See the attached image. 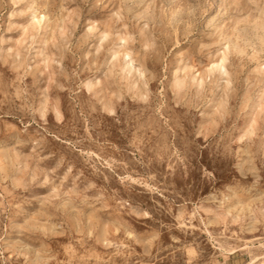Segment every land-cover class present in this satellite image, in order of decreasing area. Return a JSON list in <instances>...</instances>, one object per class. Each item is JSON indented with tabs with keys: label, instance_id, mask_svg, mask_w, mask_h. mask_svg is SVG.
<instances>
[{
	"label": "rangeland",
	"instance_id": "1",
	"mask_svg": "<svg viewBox=\"0 0 264 264\" xmlns=\"http://www.w3.org/2000/svg\"><path fill=\"white\" fill-rule=\"evenodd\" d=\"M263 249L264 0H0V264Z\"/></svg>",
	"mask_w": 264,
	"mask_h": 264
},
{
	"label": "snow or ice",
	"instance_id": "2",
	"mask_svg": "<svg viewBox=\"0 0 264 264\" xmlns=\"http://www.w3.org/2000/svg\"><path fill=\"white\" fill-rule=\"evenodd\" d=\"M36 22L38 23L39 21H36ZM86 87H88L89 91H91L93 85L89 84V85H86ZM45 111H46V105L44 103H42L41 104V109H40L41 117H43ZM59 118H60V114H59V112H57V119H59ZM249 134L250 135H255V125H253V127L251 129H249ZM142 214L145 215V216L148 215L147 212H142ZM180 219H183V217H180ZM181 226H183V225H181ZM189 255L193 256V255H195V252L192 251V250H189Z\"/></svg>",
	"mask_w": 264,
	"mask_h": 264
},
{
	"label": "bare ground",
	"instance_id": "3",
	"mask_svg": "<svg viewBox=\"0 0 264 264\" xmlns=\"http://www.w3.org/2000/svg\"><path fill=\"white\" fill-rule=\"evenodd\" d=\"M264 250V249H263ZM261 262L262 264H264V257H262V258H259V259H255V263H257V262Z\"/></svg>",
	"mask_w": 264,
	"mask_h": 264
}]
</instances>
